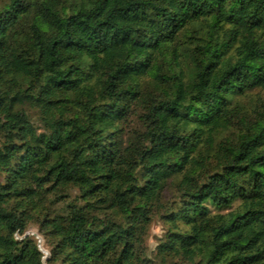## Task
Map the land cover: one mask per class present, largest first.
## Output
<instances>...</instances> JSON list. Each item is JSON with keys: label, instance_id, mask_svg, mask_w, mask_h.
I'll list each match as a JSON object with an SVG mask.
<instances>
[{"label": "trees", "instance_id": "trees-1", "mask_svg": "<svg viewBox=\"0 0 264 264\" xmlns=\"http://www.w3.org/2000/svg\"><path fill=\"white\" fill-rule=\"evenodd\" d=\"M46 262L264 264V0H0V264Z\"/></svg>", "mask_w": 264, "mask_h": 264}, {"label": "rangeland", "instance_id": "rangeland-1", "mask_svg": "<svg viewBox=\"0 0 264 264\" xmlns=\"http://www.w3.org/2000/svg\"><path fill=\"white\" fill-rule=\"evenodd\" d=\"M138 125H139L138 121L134 117L133 121L131 122L130 127L135 128ZM163 230H164L163 225L160 221L154 220L153 223H151V226H150L149 232H148L149 234L147 237V245L149 246L150 253L153 252V249L156 247V244L158 243L159 237H161L163 235V232H164ZM28 232H31L39 242L40 241L43 242V237L40 233L39 225L37 223L32 222L30 224ZM41 245H42V249L45 252L46 258H47L48 257L47 253H49L48 248L44 245V242ZM45 264H47V262Z\"/></svg>", "mask_w": 264, "mask_h": 264}, {"label": "water", "instance_id": "water-1", "mask_svg": "<svg viewBox=\"0 0 264 264\" xmlns=\"http://www.w3.org/2000/svg\"><path fill=\"white\" fill-rule=\"evenodd\" d=\"M39 243H41V241Z\"/></svg>", "mask_w": 264, "mask_h": 264}]
</instances>
